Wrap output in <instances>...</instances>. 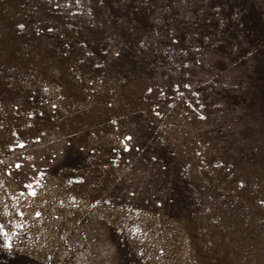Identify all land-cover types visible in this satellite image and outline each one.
<instances>
[{
	"label": "rangeland",
	"instance_id": "1",
	"mask_svg": "<svg viewBox=\"0 0 264 264\" xmlns=\"http://www.w3.org/2000/svg\"><path fill=\"white\" fill-rule=\"evenodd\" d=\"M0 264H264V0H0Z\"/></svg>",
	"mask_w": 264,
	"mask_h": 264
}]
</instances>
